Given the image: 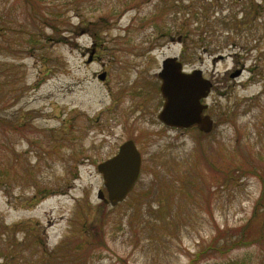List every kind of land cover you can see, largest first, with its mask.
I'll return each mask as SVG.
<instances>
[{
  "label": "rangeland",
  "instance_id": "obj_1",
  "mask_svg": "<svg viewBox=\"0 0 264 264\" xmlns=\"http://www.w3.org/2000/svg\"><path fill=\"white\" fill-rule=\"evenodd\" d=\"M174 56L209 133L158 119ZM129 139L113 205L98 165ZM262 200L264 0H0V264H264Z\"/></svg>",
  "mask_w": 264,
  "mask_h": 264
},
{
  "label": "water",
  "instance_id": "obj_2",
  "mask_svg": "<svg viewBox=\"0 0 264 264\" xmlns=\"http://www.w3.org/2000/svg\"><path fill=\"white\" fill-rule=\"evenodd\" d=\"M99 77L103 80L104 73ZM159 77L163 80L160 88L165 98L159 119L172 127L188 128L196 125L209 133L214 128V120L209 114H204L208 107L202 103V99L207 97L211 82L202 76V70L195 69L188 73L184 71L177 57H167ZM117 152L115 156L98 165L108 198L102 190L98 196L113 205L128 196L139 179L143 163L142 153L131 139L122 144Z\"/></svg>",
  "mask_w": 264,
  "mask_h": 264
},
{
  "label": "trees",
  "instance_id": "obj_3",
  "mask_svg": "<svg viewBox=\"0 0 264 264\" xmlns=\"http://www.w3.org/2000/svg\"><path fill=\"white\" fill-rule=\"evenodd\" d=\"M36 11V10H35ZM5 25H3L2 27L4 28ZM264 200H262V203L257 204L256 205V210H261L264 207ZM260 217L255 213L253 217H251V220L245 224L240 230H237V233L235 234V236H239L238 240L236 241V239H234V235L231 234L228 236V238H231L230 240L234 239L232 242V246L233 243L235 242H245L246 241H255L258 239L259 235L257 233L260 232V228H261V222H259ZM259 222V223H258ZM240 240V241H239Z\"/></svg>",
  "mask_w": 264,
  "mask_h": 264
}]
</instances>
